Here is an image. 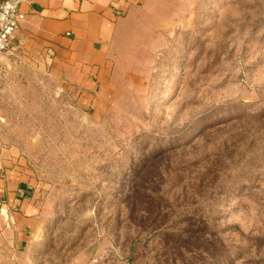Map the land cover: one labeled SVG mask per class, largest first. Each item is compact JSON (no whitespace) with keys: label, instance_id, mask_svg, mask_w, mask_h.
Returning <instances> with one entry per match:
<instances>
[{"label":"rangeland","instance_id":"rangeland-1","mask_svg":"<svg viewBox=\"0 0 264 264\" xmlns=\"http://www.w3.org/2000/svg\"><path fill=\"white\" fill-rule=\"evenodd\" d=\"M113 32L90 100L18 31L0 56L42 215L0 264H264V0H144Z\"/></svg>","mask_w":264,"mask_h":264},{"label":"crops","instance_id":"crops-1","mask_svg":"<svg viewBox=\"0 0 264 264\" xmlns=\"http://www.w3.org/2000/svg\"><path fill=\"white\" fill-rule=\"evenodd\" d=\"M144 0H29L17 37L54 56L67 87L90 100L110 86L115 27ZM18 157L0 143V258L15 261L39 241L42 215ZM29 248V249H27Z\"/></svg>","mask_w":264,"mask_h":264},{"label":"built area","instance_id":"built-area-1","mask_svg":"<svg viewBox=\"0 0 264 264\" xmlns=\"http://www.w3.org/2000/svg\"><path fill=\"white\" fill-rule=\"evenodd\" d=\"M28 2L29 0H0V56L10 50L15 34L25 19L20 7ZM3 76L4 71L0 68V80Z\"/></svg>","mask_w":264,"mask_h":264}]
</instances>
